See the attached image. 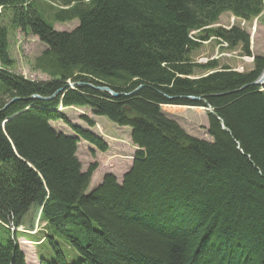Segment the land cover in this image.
I'll list each match as a JSON object with an SVG mask.
<instances>
[{
	"label": "trees",
	"instance_id": "1",
	"mask_svg": "<svg viewBox=\"0 0 264 264\" xmlns=\"http://www.w3.org/2000/svg\"><path fill=\"white\" fill-rule=\"evenodd\" d=\"M35 2L0 0V109L19 98L0 110V220L19 227L34 204L45 205L41 220L51 230L44 241L56 259L42 257L41 264H70L63 241L81 256L74 264H264V86L249 85L264 70V54L254 56L247 73L227 67L210 73L218 60L192 58L214 37L252 55L247 30L212 25L225 12L262 18L264 0H63L62 8L50 6L52 21ZM6 15L11 31L48 46L33 68L50 80L13 71ZM74 19L80 21L74 30L54 29L53 21ZM198 70L207 73L193 77ZM78 81L129 95L69 85ZM59 88L66 92L33 98ZM164 105L208 107L214 140L188 135ZM61 106H88L131 127L137 151L122 181L107 173L88 192L98 164L83 170L80 140L101 152L109 144L72 124ZM58 120L75 134L55 130L50 122ZM6 134L21 161L14 162ZM4 229L0 264H28Z\"/></svg>",
	"mask_w": 264,
	"mask_h": 264
},
{
	"label": "rangeland",
	"instance_id": "2",
	"mask_svg": "<svg viewBox=\"0 0 264 264\" xmlns=\"http://www.w3.org/2000/svg\"><path fill=\"white\" fill-rule=\"evenodd\" d=\"M75 3V2H74ZM264 3V2H263ZM63 0H36V10L39 9L43 13L44 17L48 20L50 15V6H57L62 8ZM77 4V3H76ZM38 6V8H37ZM46 12V14H45ZM262 18L257 17L252 21H246L244 19L236 17L231 12L223 13L219 20L212 25L213 27H222L226 29H232L235 26L240 29L247 30L251 35V54L246 55L241 49L240 44L232 48L230 44L224 42L219 38H211L209 41H205L198 48L193 50L192 58L197 63H207L211 60H218L219 64L216 70L208 71L210 73L221 70L225 67L231 71L240 73H247L254 69V56H261L264 54V9L260 15ZM10 17L5 16L3 24L10 29ZM54 29L58 31H72L80 23L78 19L68 21L65 23L54 22ZM193 34H199L197 31L192 32ZM218 39V40H217ZM47 45L43 43L38 36L31 33H26L21 30L11 31L10 35V53L11 57L15 60V66L13 71L24 75V76H36L38 81L50 80V75L42 73L41 71L34 69L35 60L40 56L44 50L47 49ZM206 71L198 70L197 75H204ZM27 74V75H25ZM30 78V77H29ZM91 80V79H90ZM72 87L73 84H69ZM97 87V86H95ZM97 91H101L95 89ZM65 93L66 89L59 91L57 94ZM55 93V92H54ZM53 93V94H54ZM52 94V95H53ZM50 95V96H52ZM119 96H121L119 94ZM118 96V97H119ZM34 98V97H33ZM10 100L8 98L6 101ZM61 111L65 113L68 120L74 124L79 125L85 129H89L99 136H101L108 144L109 149L106 152H101L91 143L80 140L78 145L77 155L82 162V168L86 171L91 164L97 163L98 168L94 172L88 192L92 191L95 186H99L103 181L104 176L107 173H111L117 176L119 181H122L123 175L131 169L137 147L133 144L131 138V127L120 126L117 123L111 121L106 116L95 115L92 109L88 106L84 107H60ZM163 113L178 124H180L186 133L190 136L197 137L200 140L212 141L211 135L209 134V116L208 107L199 106H178V105H164L162 107ZM87 118L92 119L95 122V126H90L86 120ZM51 125L57 131H62L66 134H75L73 129L66 124L63 120L51 121ZM12 150L14 151L17 161H21L16 154V148L11 138L6 134ZM43 183V182H42ZM43 190L46 192L47 187L45 182L42 184ZM47 199L45 198L44 203ZM38 204H34L30 211L23 217V226L17 229L13 223L10 225L0 220V228L3 227V231L6 225L9 227L11 237H15L18 240L21 250L26 255V261L28 264H41V258H45L49 261L56 259L55 253L51 249L50 245L44 241L46 235L50 232L51 227H48L47 221H37L41 216L43 210ZM39 225L36 229V234H29L34 226ZM15 234V235H14ZM6 234L3 233L2 239H5ZM62 240L61 238H58ZM62 250L66 255L68 263H77L81 256L79 253L66 241L61 243Z\"/></svg>",
	"mask_w": 264,
	"mask_h": 264
},
{
	"label": "water",
	"instance_id": "3",
	"mask_svg": "<svg viewBox=\"0 0 264 264\" xmlns=\"http://www.w3.org/2000/svg\"><path fill=\"white\" fill-rule=\"evenodd\" d=\"M78 84V83H76ZM80 85V83H79ZM89 85V84H88ZM249 85L251 86H264V70L259 74V76L256 78L255 81H253L252 83H250ZM91 86V85H90ZM95 89H98V90H106V91H109L113 96H118L119 93H116V92H113L111 91L109 88L107 87H95L93 86ZM137 90V89H136ZM61 91V88L57 91L59 92ZM37 98H43L41 96H37ZM19 98L18 97H15L13 98L12 100H10L9 102H7L6 104H4L3 108H1L0 110H5L8 108V104L11 103V102H15L16 100H18ZM192 100H199L200 97H196V96H193L191 97Z\"/></svg>",
	"mask_w": 264,
	"mask_h": 264
},
{
	"label": "bare ground",
	"instance_id": "4",
	"mask_svg": "<svg viewBox=\"0 0 264 264\" xmlns=\"http://www.w3.org/2000/svg\"><path fill=\"white\" fill-rule=\"evenodd\" d=\"M254 58V57H253ZM256 80V79H255ZM255 80H253V81H255ZM252 81V82H253ZM251 82V83H252ZM73 84V86H76V85H79V83H80V85H86V86H88V87H91V88H94L93 86H97V87H107V88H109L111 91H113V92H116V93H119L120 95L121 94H126V95H129L128 93H120V92H117V91H114V90H112V88L110 87V86H108V85H94V84H92V83H86V82H82V81H78V82H69V84ZM76 83H78V84H76ZM89 84V85H88ZM91 85V86H90ZM95 89V88H94ZM137 89V88H136ZM58 91V90H57ZM55 92L52 96H42V95H39V94H36V95H34L33 97L34 98H36V99H40V100H50V99H52V98H54L56 95H57V93L58 92ZM61 91H63V89H61ZM101 91H106V90H101ZM106 92H109V91H106ZM110 93V92H109ZM111 94V93H110ZM112 95V94H111ZM37 96H41V97H43V98H37ZM113 96V95H112ZM119 96V95H118ZM118 96H114V97H118ZM191 97H193V96H190V99H191ZM15 98V97H14ZM13 99V98H12ZM11 99V100H12ZM192 100V99H191ZM10 101V100H9ZM8 101V102H9ZM12 103V102H11ZM11 103H9L8 104V106L11 104Z\"/></svg>",
	"mask_w": 264,
	"mask_h": 264
},
{
	"label": "clouds",
	"instance_id": "5",
	"mask_svg": "<svg viewBox=\"0 0 264 264\" xmlns=\"http://www.w3.org/2000/svg\"><path fill=\"white\" fill-rule=\"evenodd\" d=\"M25 75H27V74H25ZM24 76V75H23ZM25 78L27 77V76H24ZM29 77V76H28ZM35 78H36V76H35ZM28 79V78H27ZM32 78H30V80H31ZM60 89V88H59ZM70 89H73V88H70Z\"/></svg>",
	"mask_w": 264,
	"mask_h": 264
},
{
	"label": "crops",
	"instance_id": "6",
	"mask_svg": "<svg viewBox=\"0 0 264 264\" xmlns=\"http://www.w3.org/2000/svg\"><path fill=\"white\" fill-rule=\"evenodd\" d=\"M211 138H212V141L214 140V138L211 136ZM124 176V175H123ZM95 187H97V186H95Z\"/></svg>",
	"mask_w": 264,
	"mask_h": 264
}]
</instances>
